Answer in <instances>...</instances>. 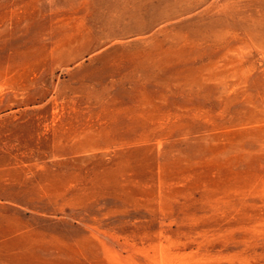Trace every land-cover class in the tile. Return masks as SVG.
<instances>
[{
  "label": "rangeland",
  "instance_id": "rangeland-1",
  "mask_svg": "<svg viewBox=\"0 0 264 264\" xmlns=\"http://www.w3.org/2000/svg\"><path fill=\"white\" fill-rule=\"evenodd\" d=\"M0 264H264V0H0Z\"/></svg>",
  "mask_w": 264,
  "mask_h": 264
}]
</instances>
